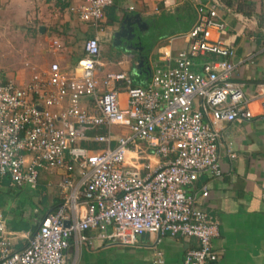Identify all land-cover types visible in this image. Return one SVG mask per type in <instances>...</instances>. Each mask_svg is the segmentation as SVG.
I'll return each instance as SVG.
<instances>
[{
	"label": "built area",
	"instance_id": "1",
	"mask_svg": "<svg viewBox=\"0 0 264 264\" xmlns=\"http://www.w3.org/2000/svg\"><path fill=\"white\" fill-rule=\"evenodd\" d=\"M61 1L97 27L114 3ZM210 1L197 5L188 46L178 51L174 64L150 66L145 86L133 85L125 72L98 76L103 63L97 35L85 40L84 56L73 72L53 62L23 86L0 76V176H8L13 187L37 189L42 170H65L59 183L61 204L41 220L23 249H14L19 233L7 228L0 209V264H69L72 237L78 245L98 239L134 246L146 234L156 236L152 264H166L159 247L165 236L197 239L198 245L185 252L184 264L221 258L213 242L220 221L203 208L209 190L198 181L203 174H222V124L254 113L252 97L234 78V46L213 37L226 29L220 13L227 7L222 0ZM208 55L219 58H203ZM164 56L170 60L169 52ZM120 80L126 81L125 105L116 85ZM261 98L264 109V93ZM85 99L90 107L82 104ZM113 126L128 133L114 134ZM91 130L99 132L90 136ZM89 139L106 146L92 150L82 144ZM141 142L162 158L155 168L145 165L146 173ZM228 154L235 156L229 146Z\"/></svg>",
	"mask_w": 264,
	"mask_h": 264
},
{
	"label": "crops",
	"instance_id": "2",
	"mask_svg": "<svg viewBox=\"0 0 264 264\" xmlns=\"http://www.w3.org/2000/svg\"><path fill=\"white\" fill-rule=\"evenodd\" d=\"M221 19L226 29L221 37L236 51L237 64L234 78L245 85L247 96L252 97L250 119H237L222 124L220 162L222 174L213 177L203 174L198 186L208 187L209 194L202 198V206L220 221V234L214 246L222 252L212 264H264V0H222ZM210 0H114L106 8L100 27L84 21L61 0H0V76L13 79L23 86L28 84L37 70L48 69L51 63L73 72L84 56V42L98 36L101 44L99 77L108 72H125L133 85L145 86L150 80L149 67L154 64H174L179 50L189 44L186 36L197 20V5ZM131 6L134 9H131ZM140 14L145 28L135 38L136 47L129 39L124 45L115 43V33L127 17ZM137 26V25H135ZM170 53L166 60L164 52ZM203 58H219L208 55ZM24 59L22 65L21 60ZM141 60L144 61L141 67ZM200 60V59H199ZM121 88V101L125 105L128 94L126 81L116 82ZM101 89L104 90L103 85ZM90 100L82 104L90 107ZM67 104V103H66ZM117 135L128 129L113 126ZM99 130L89 131V135ZM82 144L98 150L105 144L93 140ZM228 146L235 153L228 154ZM141 148V168H155L162 159L151 154L144 142ZM130 155L134 154L132 151ZM64 169H45L39 177L37 189L20 188L10 184L8 176H0V209L7 218V228L19 233L14 249H23L28 238L39 228L41 220L57 210L63 197L59 183ZM76 182L79 173L74 175ZM87 234H94L87 231ZM154 234L140 237L134 246L104 243L95 239L91 245H78L72 237L67 249L69 264H152ZM198 245L196 238L165 236L159 247L163 249L166 264H184L185 252Z\"/></svg>",
	"mask_w": 264,
	"mask_h": 264
},
{
	"label": "water",
	"instance_id": "3",
	"mask_svg": "<svg viewBox=\"0 0 264 264\" xmlns=\"http://www.w3.org/2000/svg\"><path fill=\"white\" fill-rule=\"evenodd\" d=\"M137 25V26H135ZM145 28V23L142 21L141 15L136 14L131 17H127L125 23L122 24L120 30L115 33V43L124 45V39L130 40V46L136 47L134 42L135 38L140 39L138 32ZM144 61L141 60L139 66L143 65ZM69 224V223H67Z\"/></svg>",
	"mask_w": 264,
	"mask_h": 264
},
{
	"label": "rangeland",
	"instance_id": "4",
	"mask_svg": "<svg viewBox=\"0 0 264 264\" xmlns=\"http://www.w3.org/2000/svg\"><path fill=\"white\" fill-rule=\"evenodd\" d=\"M23 60H24V59L21 60L20 65H22V62H24Z\"/></svg>",
	"mask_w": 264,
	"mask_h": 264
},
{
	"label": "trees",
	"instance_id": "5",
	"mask_svg": "<svg viewBox=\"0 0 264 264\" xmlns=\"http://www.w3.org/2000/svg\"><path fill=\"white\" fill-rule=\"evenodd\" d=\"M212 264V263H211Z\"/></svg>",
	"mask_w": 264,
	"mask_h": 264
}]
</instances>
